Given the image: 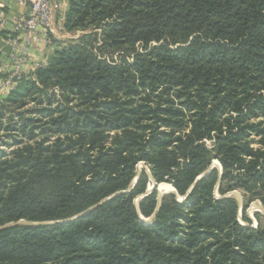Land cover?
<instances>
[{"label":"trees","instance_id":"16d2710c","mask_svg":"<svg viewBox=\"0 0 264 264\" xmlns=\"http://www.w3.org/2000/svg\"><path fill=\"white\" fill-rule=\"evenodd\" d=\"M67 2L89 33L0 100V264H264V0Z\"/></svg>","mask_w":264,"mask_h":264},{"label":"rangeland","instance_id":"374dc122","mask_svg":"<svg viewBox=\"0 0 264 264\" xmlns=\"http://www.w3.org/2000/svg\"><path fill=\"white\" fill-rule=\"evenodd\" d=\"M17 2L20 5H22V7H24V9H25L24 14H26V11L29 9V4H28L27 0H18ZM49 5H50V15H49L48 26L40 28L38 30V32L33 37H31L30 45L27 48L28 52L25 55V58L27 61L23 64V67H22L23 72H22V75L20 76L19 80L22 78H25V77L30 78L34 71H36L38 68L44 67L47 64V60H48L49 56L53 53V51L56 49V46H58V44H62V45L70 44V43L72 44V43L76 42L82 35L89 33V29H87V30L77 29V30H72V31L66 29L65 22H66V12L68 9L67 0H49ZM1 6H3V5L0 3V16H2V20L0 21V25L6 24L3 29L0 28V32L4 33V36L1 38V42L3 43V46H2L3 51L6 54V60L5 61L2 60L1 64L3 63L2 66L6 67V65L8 66V65H11L12 63H15V60H13V59L9 58V60H8V56H10V53L13 52V48H16L22 44L23 37H24L23 32L12 31L11 21L21 18V16L23 14L18 15V16L8 17V14L1 12V10H2ZM9 18H11L13 20H9ZM96 31H99V30H94L92 32H96ZM39 43L41 45H43V47L47 50L48 53L43 55V56L40 54L41 56L39 55V58H36V60H34L33 63H31V66H28V62L30 61V59L31 60L33 59L32 48L35 44H39ZM150 45H156V43L153 42V43H150ZM135 48H136V51H141V47H140L139 43L136 44ZM121 55L122 54H114V55L112 54L109 57H106L107 56L106 55L105 57L102 56L101 58L111 60L113 62H118ZM127 58H128L129 62L133 61V55H128ZM7 77L8 76L0 75V89H1L0 100L2 98L6 97L9 93V91H11L10 89L14 88L15 85L17 84V82L19 81L15 78L12 81L13 85H11V84L5 85ZM33 106H34L33 103H30L27 106H25L24 108L17 110V111H14L13 113L10 110H5L6 116L3 119L2 124L4 126L8 125L10 120H13V118L16 122H20L19 116L17 115L18 113H21L20 116L23 118H27V117L32 118L34 116L33 111H31ZM36 133H39V131L37 130ZM44 138H45L44 136L39 135L37 137V142H41ZM54 140H55V136H50V138H48L46 144H49L50 142L52 143ZM13 143H14V137L8 135V133L5 132L4 128H0V157L2 155H5V156L10 155V153L16 148V146H14ZM29 143L33 144V142H29ZM203 143L208 150L213 149V146H214L213 140H204ZM252 145H253V147H256L255 144H252ZM213 167H215L217 170H219L221 172V166L216 159H212V163H211V166L209 169H212ZM135 171H136V176H134V178L132 180V184L136 183L141 172H145L149 177V181L147 182V185H146V193L149 194V193H152L153 191H155L158 195V202H160L162 196H164V195H167L170 193L176 194V192H175V190L171 184H169V183L157 184L156 182H154L150 176V171H149L148 166L146 164H144L143 162H138L136 164ZM205 173H207V172H204L201 175V177ZM214 194H215L216 198L220 197L216 191ZM226 196L234 197L237 200V202L239 203V206L241 208L242 202H243V196H242V193L240 191L233 190L232 192H228L226 194ZM183 198L184 197H180L177 195V199L179 201L183 200ZM138 199L139 198H137L134 201L136 206L138 204ZM246 215L251 221V224H250L251 227H257L259 224H260V226L264 227V205L261 204V202L259 200L251 201L247 205ZM241 216H242V214H241V209H240L239 213H238V221L242 225H245L246 222H245V220H243L241 218ZM151 219L152 218L143 219V221H151ZM18 223L27 224L29 222L21 220ZM10 225H12V223L4 225V226L0 227V229L7 227V226H10Z\"/></svg>","mask_w":264,"mask_h":264},{"label":"built area","instance_id":"2783aa9c","mask_svg":"<svg viewBox=\"0 0 264 264\" xmlns=\"http://www.w3.org/2000/svg\"><path fill=\"white\" fill-rule=\"evenodd\" d=\"M27 2L29 4V9L26 11V14H23L21 18L16 20L9 18V20H13L11 21L12 31H21L23 32L24 37L22 44L13 48V52L8 56V60L9 58L13 59L15 60V63L8 66L6 65L7 68L5 67L4 75L8 76L5 85H13L12 81L15 78L19 80L23 72V64L27 61L25 55L28 52L27 48L30 45L31 37H33L40 28L48 26L50 15L49 0H27ZM1 20L2 16H0V21ZM5 25L6 24L0 25V28L3 29Z\"/></svg>","mask_w":264,"mask_h":264},{"label":"crops","instance_id":"0c3cea01","mask_svg":"<svg viewBox=\"0 0 264 264\" xmlns=\"http://www.w3.org/2000/svg\"><path fill=\"white\" fill-rule=\"evenodd\" d=\"M18 0H0V3L3 5L1 12H4L5 14H8V17L11 16H18L21 14L25 13V9L24 7H22V5H20L18 2ZM3 43L0 41V75H4L5 74V67L2 66L1 62L2 60H6V54L3 51ZM47 50L43 47V45L39 44H35L32 48V56L33 59L28 62V66H31V63H33L34 60H36V58H39V55L41 54L42 56L47 54ZM40 55V56H41ZM3 58V59H2Z\"/></svg>","mask_w":264,"mask_h":264},{"label":"water","instance_id":"95a60500","mask_svg":"<svg viewBox=\"0 0 264 264\" xmlns=\"http://www.w3.org/2000/svg\"><path fill=\"white\" fill-rule=\"evenodd\" d=\"M201 177V176H200ZM200 177H198L197 179H199ZM156 211H157V209H156ZM80 215H82V214H80ZM154 216V215H153ZM73 219V218H72ZM36 224H39V223H27V225H36Z\"/></svg>","mask_w":264,"mask_h":264}]
</instances>
